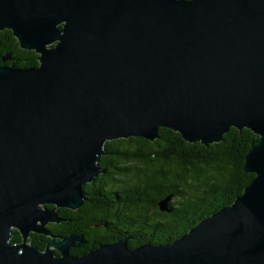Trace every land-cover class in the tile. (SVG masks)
<instances>
[{"label":"water","instance_id":"water-1","mask_svg":"<svg viewBox=\"0 0 264 264\" xmlns=\"http://www.w3.org/2000/svg\"><path fill=\"white\" fill-rule=\"evenodd\" d=\"M3 29L39 63H0V264H264V0H0ZM161 127L205 145L251 129L255 176L174 241L74 254L58 208L88 201L107 141Z\"/></svg>","mask_w":264,"mask_h":264},{"label":"trees","instance_id":"trees-1","mask_svg":"<svg viewBox=\"0 0 264 264\" xmlns=\"http://www.w3.org/2000/svg\"><path fill=\"white\" fill-rule=\"evenodd\" d=\"M0 57L1 64L39 63L38 53L22 48L11 29L0 30ZM159 134L155 140L132 136L107 141L99 162L104 172L84 185L88 201L77 209L58 208L64 226L51 223L52 232L83 234L88 240L73 246L74 254L126 236L129 246L174 241L231 204L255 176L244 170L246 154L258 138L249 128L231 127L223 140L209 145L188 142L167 127ZM170 194L172 210H161L159 200ZM117 219L127 220L130 231L109 232ZM15 231L12 240H20ZM49 238L33 233L30 242L43 249Z\"/></svg>","mask_w":264,"mask_h":264},{"label":"flooded vegetation","instance_id":"flooded-vegetation-1","mask_svg":"<svg viewBox=\"0 0 264 264\" xmlns=\"http://www.w3.org/2000/svg\"><path fill=\"white\" fill-rule=\"evenodd\" d=\"M67 208V207H66ZM54 223V222H52ZM51 224V223H50ZM49 224V225H50ZM64 225L62 223H59V227H63ZM130 223L127 222V220H121V219H117L114 220L111 224V226L108 228L109 232H120V234H123L122 232H127L130 231ZM122 230V231H121ZM35 233V232H33ZM41 233H36V235H40ZM58 235V234H57ZM127 237V236H126ZM85 241H88L87 239H85Z\"/></svg>","mask_w":264,"mask_h":264}]
</instances>
